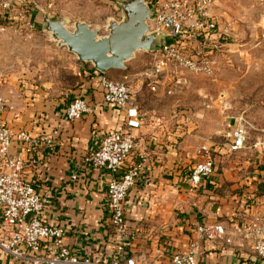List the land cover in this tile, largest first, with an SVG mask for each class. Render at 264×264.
Instances as JSON below:
<instances>
[{
	"label": "crops",
	"instance_id": "0c3cea01",
	"mask_svg": "<svg viewBox=\"0 0 264 264\" xmlns=\"http://www.w3.org/2000/svg\"><path fill=\"white\" fill-rule=\"evenodd\" d=\"M129 64L124 78L132 82L139 129L127 128L126 112L103 105V91L90 64L81 65L79 83L66 94L47 89L28 76L15 79L0 69V97L6 105L2 118L11 131H26L34 137L58 131L54 148H36V163L27 162L24 171L25 178L44 198V221L66 231L65 243L78 256L103 262L113 259L122 237L116 235L111 224L107 197L111 176L90 168L85 159L99 148L107 134L124 130L138 143L129 163L147 155L144 173L125 202V241L129 257L138 264H169L174 254L187 248L192 231L199 225L222 224L232 232L237 226L264 218V153L247 145L243 151L254 153L256 164L246 168H239L236 160L227 165L222 160L225 153L214 159L191 156L176 134L181 122L175 120L177 116L166 120L157 109L149 114L141 105L138 99L144 88L134 82ZM110 72L108 76H115L114 71ZM77 98L85 100L94 112L72 122L66 112ZM228 152L229 156L239 153ZM12 154L24 153L15 146ZM206 159L215 163L213 175L201 185L192 186V170ZM203 259L206 264H264L249 248L239 252L220 245L205 248ZM0 264L22 263L0 251Z\"/></svg>",
	"mask_w": 264,
	"mask_h": 264
},
{
	"label": "built area",
	"instance_id": "2783aa9c",
	"mask_svg": "<svg viewBox=\"0 0 264 264\" xmlns=\"http://www.w3.org/2000/svg\"><path fill=\"white\" fill-rule=\"evenodd\" d=\"M216 0H150L156 19L150 23L154 30L165 32L178 39L174 47H164L151 54L150 66L135 75L142 88L151 94L172 97L189 84V75L212 76L217 68L214 57L220 39L218 19L213 12ZM26 0H0V36L17 24L26 26ZM25 9V10H22ZM99 86L103 91V105L113 106L127 114V128L139 129L140 114L134 99L131 81L116 82L107 74L97 71ZM5 100L0 97V251L22 264H138L129 257L125 241V202L142 177L147 155L129 163L138 149L136 137L129 131H113L101 141L85 163L92 169L111 176L107 188L111 224L117 236L122 237L110 262L80 257L65 243L66 231L47 224L43 219L44 198L25 176L27 162L33 164L36 148L48 145L52 150L58 131L34 137L26 131L13 133L2 118ZM94 109L83 99H74L67 108V119L79 121L91 115ZM248 131L239 120L230 132V148L240 152L247 148ZM20 146L24 154L13 155L12 149ZM250 149L264 153L263 140L250 145ZM29 158L32 160L30 161ZM215 163L206 159L196 164L189 182L199 186L213 175ZM76 179V175L72 176ZM232 247L235 251L249 248L253 255L264 261V218H257L247 226H237L232 232L222 224H202L192 231L187 248L173 255L169 264H206L205 248Z\"/></svg>",
	"mask_w": 264,
	"mask_h": 264
},
{
	"label": "rangeland",
	"instance_id": "374dc122",
	"mask_svg": "<svg viewBox=\"0 0 264 264\" xmlns=\"http://www.w3.org/2000/svg\"><path fill=\"white\" fill-rule=\"evenodd\" d=\"M118 3L120 0H26V26L17 24L0 36L1 71L15 79L28 76L47 89L68 93L79 83L81 65L86 64L29 22H41L42 10L54 20H66L70 30L76 22H84L104 36L109 21L120 20ZM213 12L220 39H228L216 43L215 74L189 75L188 86L172 97L143 89L138 100L147 112L157 109L166 120L177 116L175 120L181 122L176 134L191 156L214 159L225 153L222 160L227 165L236 160L239 168L253 167L256 156L252 152L229 156V134L243 120L248 146L264 138V0H216ZM153 59L151 54L138 53L128 63L131 76L135 78ZM114 72L115 76H107L116 82L130 81L124 78L127 71Z\"/></svg>",
	"mask_w": 264,
	"mask_h": 264
},
{
	"label": "water",
	"instance_id": "95a60500",
	"mask_svg": "<svg viewBox=\"0 0 264 264\" xmlns=\"http://www.w3.org/2000/svg\"><path fill=\"white\" fill-rule=\"evenodd\" d=\"M118 11L120 20H110L108 34L104 36L84 22H76L70 30L66 20H54L42 10L41 22L29 23L50 34L59 47L66 48L78 61L92 65L102 74L126 71L127 64L138 53L154 54L178 44L177 38L150 25L156 19L150 0H120Z\"/></svg>",
	"mask_w": 264,
	"mask_h": 264
},
{
	"label": "trees",
	"instance_id": "16d2710c",
	"mask_svg": "<svg viewBox=\"0 0 264 264\" xmlns=\"http://www.w3.org/2000/svg\"><path fill=\"white\" fill-rule=\"evenodd\" d=\"M227 40H228V39H224L225 42H227ZM87 66H88V65H87ZM92 71H93L92 73H94V75H95V77H96V75H97V71L94 70V69H93ZM191 173H192V172H191Z\"/></svg>",
	"mask_w": 264,
	"mask_h": 264
},
{
	"label": "flooded vegetation",
	"instance_id": "af4514ba",
	"mask_svg": "<svg viewBox=\"0 0 264 264\" xmlns=\"http://www.w3.org/2000/svg\"><path fill=\"white\" fill-rule=\"evenodd\" d=\"M118 6H119V3H118Z\"/></svg>",
	"mask_w": 264,
	"mask_h": 264
}]
</instances>
